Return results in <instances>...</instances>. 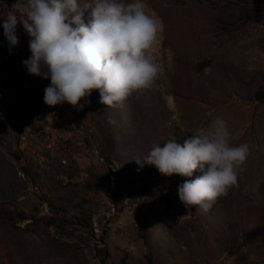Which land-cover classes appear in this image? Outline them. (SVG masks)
Listing matches in <instances>:
<instances>
[{"label": "rangeland", "instance_id": "rangeland-1", "mask_svg": "<svg viewBox=\"0 0 264 264\" xmlns=\"http://www.w3.org/2000/svg\"><path fill=\"white\" fill-rule=\"evenodd\" d=\"M143 3L165 25L161 71L119 109L95 89L83 107L46 105L22 24L11 52L0 33V264H264V0ZM10 13L22 0H0ZM216 117L249 155L226 195L186 208L177 186L201 173L134 158Z\"/></svg>", "mask_w": 264, "mask_h": 264}, {"label": "clouds", "instance_id": "clouds-1", "mask_svg": "<svg viewBox=\"0 0 264 264\" xmlns=\"http://www.w3.org/2000/svg\"><path fill=\"white\" fill-rule=\"evenodd\" d=\"M23 14L0 16V33L11 52L18 44V20L30 37V55L21 61L27 73L49 79L43 102L83 107L82 97L98 90L99 103L119 109L132 93L150 88L161 69L156 63L158 38L165 25L145 11L143 0H22ZM110 124L118 121L108 117ZM228 123L214 118L196 127L182 142L154 144L140 167L160 174L194 179L177 186L179 201L205 211L237 184L249 145L230 143Z\"/></svg>", "mask_w": 264, "mask_h": 264}]
</instances>
